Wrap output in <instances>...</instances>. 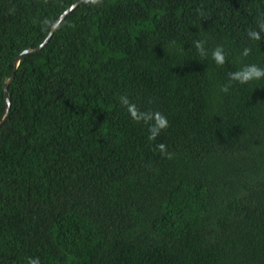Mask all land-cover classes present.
Listing matches in <instances>:
<instances>
[{
  "label": "trees",
  "instance_id": "trees-1",
  "mask_svg": "<svg viewBox=\"0 0 264 264\" xmlns=\"http://www.w3.org/2000/svg\"><path fill=\"white\" fill-rule=\"evenodd\" d=\"M75 1L0 0V120L3 77ZM262 16L264 0L73 8L8 87L0 264H264V78L220 90L264 68ZM121 96L169 127L150 140Z\"/></svg>",
  "mask_w": 264,
  "mask_h": 264
},
{
  "label": "clouds",
  "instance_id": "clouds-1",
  "mask_svg": "<svg viewBox=\"0 0 264 264\" xmlns=\"http://www.w3.org/2000/svg\"><path fill=\"white\" fill-rule=\"evenodd\" d=\"M85 3L92 6H99L102 3V0H85ZM201 15L203 16V13H201ZM257 28L258 30L248 31V36L254 41L261 40V32H264V16H262L258 20ZM193 45L201 57L207 56L205 50V41L203 40L193 41ZM250 52L251 49L244 48L241 54L242 56L247 57L250 54ZM211 58L218 66L224 65L226 62V57L224 54L223 47L217 45L211 52ZM261 78H264V68H260L255 64L245 65L238 71L230 72L228 74V83L223 85L220 90L222 92L227 93L229 87L233 82L246 84L253 80H260ZM120 102L123 106L126 107L129 114L134 120H137V122L143 120V122L148 124L150 140L155 139L156 136H158L163 130H166L169 127L168 120L166 116L163 115V113L156 111V112H149L147 114H141L139 109L129 101L127 96H121ZM156 149L160 151L161 155L164 156L165 158L167 159L172 158V154L167 152L166 146L164 144L156 145ZM27 264H40L39 258L30 257L28 258Z\"/></svg>",
  "mask_w": 264,
  "mask_h": 264
},
{
  "label": "water",
  "instance_id": "water-1",
  "mask_svg": "<svg viewBox=\"0 0 264 264\" xmlns=\"http://www.w3.org/2000/svg\"><path fill=\"white\" fill-rule=\"evenodd\" d=\"M82 1H85V0H77V1H75L73 4H71L69 7H67L57 17V19L53 23L51 29L49 30L47 36L45 37V39L40 44H38L35 47L27 46L15 58L12 73L9 76H4L3 79H2V87H3V90H4V99H5V112H4V115H3L2 119L0 120V125L6 120V118L8 116V113H9V109H10V95H9L8 87H9V84L11 83V81L14 78L15 71L17 70L22 57L26 53L37 51V50L41 49L43 46H45L46 43L48 42L49 38L51 37L52 33L56 29V27L60 24V22L67 16L68 13H70L72 11L73 8H75Z\"/></svg>",
  "mask_w": 264,
  "mask_h": 264
}]
</instances>
